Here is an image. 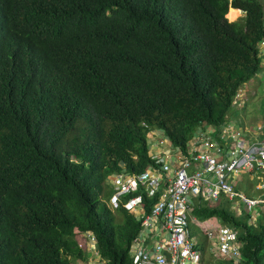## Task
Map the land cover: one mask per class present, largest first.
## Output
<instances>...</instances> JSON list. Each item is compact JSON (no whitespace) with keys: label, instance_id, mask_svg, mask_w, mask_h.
I'll return each instance as SVG.
<instances>
[{"label":"trees","instance_id":"16d2710c","mask_svg":"<svg viewBox=\"0 0 264 264\" xmlns=\"http://www.w3.org/2000/svg\"><path fill=\"white\" fill-rule=\"evenodd\" d=\"M230 6L244 16L229 20ZM0 9L17 37L0 43V264H77L83 231L103 264H128L141 220L107 204L106 177L153 163V127L185 151L199 124L227 119L261 69L263 4L0 0ZM139 191L148 212L156 197ZM198 198L193 215L219 218L241 242L237 261L215 264H264V211L254 225L226 200Z\"/></svg>","mask_w":264,"mask_h":264},{"label":"built area","instance_id":"2783aa9c","mask_svg":"<svg viewBox=\"0 0 264 264\" xmlns=\"http://www.w3.org/2000/svg\"><path fill=\"white\" fill-rule=\"evenodd\" d=\"M157 144L151 153L152 166L139 173H117L111 179L115 193L110 201L114 207L122 201L121 195L138 191L122 202L135 210L142 225L132 240L128 264H213L205 263L191 233L192 209L201 196L211 204L231 201L251 218L264 210V124L250 129L227 124L220 130H200L186 152L164 145L162 138ZM243 173L257 178L258 195L236 189ZM140 188L148 198L156 197L148 212L143 211ZM204 233L218 257L239 259L241 242L234 227L220 223L204 227ZM82 234L96 247L91 232ZM95 247L96 264H103Z\"/></svg>","mask_w":264,"mask_h":264},{"label":"clouds","instance_id":"9594fccd","mask_svg":"<svg viewBox=\"0 0 264 264\" xmlns=\"http://www.w3.org/2000/svg\"><path fill=\"white\" fill-rule=\"evenodd\" d=\"M230 7H233V6H230ZM229 7V8H230ZM234 8H238L239 10H240V16H239V18H241L242 16H244V14H245V10L244 9H242V8H239V7H234ZM227 17V16H226ZM228 18V17H227ZM238 18V19H239ZM235 20V19H234ZM4 37H12V38H15V39H17V37H16V35L15 34H12V35H10L9 34V31H8V16L5 14V11L3 10V9H0V43H1V40L4 38ZM258 47H259V55H260V57H261V65H262V61L264 60V37L258 42ZM259 71H261V69L259 70ZM258 71V72H259ZM257 72V73H258ZM257 73L254 75V76H256L257 75ZM253 76V77H254ZM252 77V78H253ZM252 78H250L247 82H250L251 81V79ZM247 82H245V83H247ZM245 83H243L238 89H237V92L235 93V95H234V98H233V100H232V108L233 109H236V103H238L239 105H241V101H239V98L240 97H243V94H244V87H243V85L245 84ZM239 96V97H238ZM238 97V98H237ZM238 101V102H237ZM237 108H239V107H237ZM229 115H228V117H227V119L226 120H224L222 123H219V124H213V123H207V122H202L201 124H199L198 126H197V128H196V131H195V133L189 138V140L187 141V148H188V145H189V142L191 141V139L195 136V134L198 132V131H200V130H205V129H208V128H213L214 130H220L221 129V127L222 126H224V125H227V124H230L231 126H233V127H237V128H239V129H241L239 126H238V122H236V119L235 118H232L231 117V119L232 120H230L229 119ZM233 121V122H232ZM258 123H262V122H257V123H255L254 125H250L249 127H246L245 129H250V128H254L255 127V125L256 124H258ZM235 124H237V126H235ZM159 138H162L163 140H164V145H166V146H175V147H178V146H176V145H174L169 139H168V137L163 133V131L161 130V129H159V128H151L150 129V131H149V133H148V137H147V140H148V153H149V156H150V158L153 160V158L151 157V153H152V151H154V149L156 148V146L158 145L157 143H158V139ZM157 144V145H156ZM163 145V146H164ZM178 148H180V147H178ZM187 148H186V150H187ZM181 149V148H180ZM182 150V149H181ZM186 150L184 151V150H182V151H184V152H186ZM154 164V160H153V163H151V164H149V165H147L146 167H145V169L146 168H148L149 166H152ZM144 169V170H145ZM143 171V170H142ZM141 172V171H140ZM117 173H129V174H134V173H139V172H134V173H130V172H127V171H125V170H122V171H113V172H111L110 173V175L109 176H107L106 177V179H105V181H106V183L107 184H109L110 185V187H111V189H112V193H111V195L109 196V198H105V201L107 202V204L111 207V208H115L114 206H112V204H111V196L115 193V188H114V186H113V184L111 183V179L113 178V176L115 175V174H117ZM263 174V176H264V172H262ZM243 176H244V173L241 175V177H240V180L239 181H237V183H236V185H235V187H236V189H238V190H241V191H243V192H245L246 194H248V195H250V196H255V195H258L259 194V189L258 188H256V183H257V178L254 176V175H252V176H250L251 177V179H253V178H255L256 179V181L254 182V184L253 185H251V180H250V182L247 184V185H245V186H242V184H241V180L243 179ZM246 179H248V177H246L245 176V180ZM245 187V188H244ZM252 189H253V192H252ZM250 190V191H249ZM131 192H136V193H138V191H131ZM128 193H130V192H127V193H125V194H123V195H121V199H122V201H120V203H119V205H122L123 207H125L123 204H122V202L124 201V200H127L129 197H131V196H133V195H135L136 193H134V194H132V195H130V196H128V197H124L126 194H128ZM224 200H226V199H224ZM221 201H223V200H221ZM220 201V202H221ZM227 202H229V206H230V208H231V210L234 212V214L235 215H241L242 213H244L245 214V216H246V218L248 219V223H251V224H256L257 223V220H258V218L260 217V213H262L263 211H260L257 215H256V217L255 218H251L250 217V215H249V213H245L244 212V210L242 209V207H239V208H236V204H235V206H234V204H232V202L231 201H228V200H226ZM118 205V206H119ZM118 206H116V207H118ZM126 208V207H125ZM127 210H130V209H128V208H126ZM130 211H132V212H134L135 213V216L137 217V215H136V212H135V210H130ZM138 218V217H137ZM139 219V218H138ZM220 223H222L221 221H220ZM222 224H225V223H222ZM227 225V224H226ZM236 229V228H235ZM84 232H87V231H83V232H81V233H84ZM89 232H91V231H89ZM92 233V232H91ZM80 234V233H79ZM93 234V233H92ZM206 236V235H205ZM95 237V236H94ZM206 238H207V236H206ZM208 239V238H207ZM76 240H77V237H76ZM96 240V239H95ZM213 254H214V252H212ZM216 257H218L217 255H216ZM100 258H101V256H100ZM102 259V258H101ZM203 259H204V257H203ZM219 259H226V258H223V257H218V260ZM227 259H229V258H227ZM82 260V259H81ZM214 260L215 259H213V258H211V261L209 262V263H213L214 262ZM205 261V260H204ZM215 263H216V261H215ZM214 263V264H215Z\"/></svg>","mask_w":264,"mask_h":264},{"label":"rangeland","instance_id":"374dc122","mask_svg":"<svg viewBox=\"0 0 264 264\" xmlns=\"http://www.w3.org/2000/svg\"><path fill=\"white\" fill-rule=\"evenodd\" d=\"M260 2L263 4V8H264V0H260ZM229 14H228L229 20L238 19L240 16V12L237 17L231 16L230 14V17H233V19H230ZM243 87H244L243 97L239 98V101L242 102L241 105L236 103V106L239 108L236 109L232 108L228 115L237 116L238 119L241 121L244 120L246 123V127H249L250 125H254L257 122H262L264 124V73L262 71H259L257 75L254 76L250 82L245 83ZM255 181L256 179L253 178L251 180V185H253ZM199 227L200 226L196 225L195 222H192L190 224V230L192 235L195 237L196 241L200 242V240L202 239V235L200 234V232H198L200 229ZM80 234L77 235L76 241L78 243V246L85 251L86 258L84 260L78 259L77 264H96V259L98 257H96V254H94V252H96L95 249L93 248L95 247L94 242L88 241L86 234H85L86 239L84 238L85 237L84 234L82 235ZM203 257L205 260H208L209 258H213L216 261L218 260V257H216L215 253L214 254L205 253Z\"/></svg>","mask_w":264,"mask_h":264},{"label":"crops","instance_id":"0c3cea01","mask_svg":"<svg viewBox=\"0 0 264 264\" xmlns=\"http://www.w3.org/2000/svg\"><path fill=\"white\" fill-rule=\"evenodd\" d=\"M261 71L264 73V60L262 61ZM231 117L236 119V122H238V126L241 129H245L246 128V123H245L244 120H242V121L239 120L237 116H230L229 117L230 120H231ZM235 126H237V124H235ZM245 176L248 177V179L245 180ZM250 180H252L251 177L249 175H247L246 173H244L243 179L241 180L242 186L247 185L250 182ZM252 192H253V189H252ZM197 199L199 201V198H197ZM202 201H203V199H202ZM142 208L144 209V207H142ZM139 211L140 210H138V212ZM192 217H193V220L191 221V223L195 222L196 225L200 226L199 227L200 229H199L198 232H200V234L202 235V239L200 240V242L197 241V243L202 248V250L200 249L201 252H202V255L204 256L205 253H209L210 254V253L214 252L211 241L209 239H207L206 236H205L204 227L216 226V225L220 224L219 218H217L215 216H212V217H208V218H205V219H198V218H196L195 215H193V213H192ZM215 261L216 260H214L213 264L215 263Z\"/></svg>","mask_w":264,"mask_h":264},{"label":"bare ground","instance_id":"6f19581e","mask_svg":"<svg viewBox=\"0 0 264 264\" xmlns=\"http://www.w3.org/2000/svg\"><path fill=\"white\" fill-rule=\"evenodd\" d=\"M232 9H236V10H238V11L240 12V10H239L238 8L230 7V8H229L230 11H229V10H228V11L230 12L231 16H232V13H231V10H232ZM227 13H228V12H227ZM227 13H226V15H227ZM238 15H239V13H238L236 16H234V17H237ZM230 19H233V17H230Z\"/></svg>","mask_w":264,"mask_h":264}]
</instances>
